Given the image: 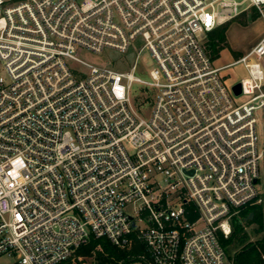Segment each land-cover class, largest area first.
Here are the masks:
<instances>
[{
  "label": "built area",
  "instance_id": "obj_1",
  "mask_svg": "<svg viewBox=\"0 0 264 264\" xmlns=\"http://www.w3.org/2000/svg\"><path fill=\"white\" fill-rule=\"evenodd\" d=\"M252 9L264 18V0H0V256L73 264L95 236L144 244L128 264H225L221 236L263 199L264 33L224 65L206 41ZM140 45L149 80L80 56Z\"/></svg>",
  "mask_w": 264,
  "mask_h": 264
},
{
  "label": "rangeland",
  "instance_id": "obj_2",
  "mask_svg": "<svg viewBox=\"0 0 264 264\" xmlns=\"http://www.w3.org/2000/svg\"><path fill=\"white\" fill-rule=\"evenodd\" d=\"M257 13L258 15L254 20L251 18L250 14H248L249 17L247 23H242L239 19H233L228 23L226 39L229 43V46L221 50L219 57L215 59L216 65H224L239 59L256 44V42L261 37V34L264 33V18L261 13L258 11ZM141 47L142 45L138 46L136 49H130L125 52L112 48H106L100 53L82 50L80 56L83 59L97 64L108 65L118 71L133 72L134 75L141 77L142 79L149 80L151 79L150 70L155 66V60L148 49L144 48L139 52ZM260 61L264 66V56L260 58ZM135 63H137V66L135 69H133V65ZM0 75L8 78L7 71L2 61H0ZM221 75L224 77L225 82L229 86H232V84L235 82H238L242 78L249 76V72L244 63L241 62L224 68L221 71ZM131 96L134 105L138 108V110H140L141 114L144 117L149 118L153 109V89L144 83L136 81L133 84ZM249 97V95L243 94L235 96L234 99L237 103H241L247 100ZM259 184L262 192H264L263 171ZM243 223L244 229L241 234L245 238L244 243L256 242L264 237V231L255 232V229L257 228L255 223H245V221ZM240 247L241 245L225 248L227 253L225 264H231L235 251ZM15 260L16 259L13 256H0V264H13ZM80 262H83L82 264H86L90 263V260L84 259L83 257L82 259L76 258L73 264H79ZM130 264L143 263L139 260H135Z\"/></svg>",
  "mask_w": 264,
  "mask_h": 264
},
{
  "label": "trees",
  "instance_id": "obj_3",
  "mask_svg": "<svg viewBox=\"0 0 264 264\" xmlns=\"http://www.w3.org/2000/svg\"><path fill=\"white\" fill-rule=\"evenodd\" d=\"M248 14H250L253 20L258 15L257 11L252 9L250 13H243L235 19H239L242 23H247ZM228 23L213 30L206 41V47L214 60L219 57L222 49L229 46L226 39ZM262 195L263 199L260 203L247 206L242 211L241 218L233 220L231 235L227 238L221 236V241L225 248L241 245L234 253V264H264V237L256 242L244 243L245 238L241 234L244 229V221L240 222L253 213V218H248L245 223H255L257 225L255 232L264 231V192ZM144 249V244L139 241H135L131 249H124L115 245L106 237L91 236L87 243L76 249L74 257L78 258L82 256L84 259H89L90 263L86 264H120V261H123V264H128L134 259L135 255L144 252ZM70 263L71 258L61 264ZM82 263L80 262L79 264Z\"/></svg>",
  "mask_w": 264,
  "mask_h": 264
},
{
  "label": "water",
  "instance_id": "obj_4",
  "mask_svg": "<svg viewBox=\"0 0 264 264\" xmlns=\"http://www.w3.org/2000/svg\"><path fill=\"white\" fill-rule=\"evenodd\" d=\"M234 90L236 91V93H239L241 91V84L238 83L234 86ZM249 219L253 218V213L250 214V216L248 217ZM248 218L241 220L240 222L246 221Z\"/></svg>",
  "mask_w": 264,
  "mask_h": 264
},
{
  "label": "crops",
  "instance_id": "obj_5",
  "mask_svg": "<svg viewBox=\"0 0 264 264\" xmlns=\"http://www.w3.org/2000/svg\"><path fill=\"white\" fill-rule=\"evenodd\" d=\"M262 35V34H261Z\"/></svg>",
  "mask_w": 264,
  "mask_h": 264
}]
</instances>
